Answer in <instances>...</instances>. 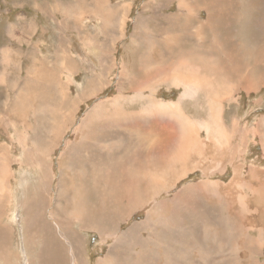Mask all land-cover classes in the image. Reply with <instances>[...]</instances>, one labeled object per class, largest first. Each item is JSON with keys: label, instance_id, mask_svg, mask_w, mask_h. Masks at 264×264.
<instances>
[{"label": "rangeland", "instance_id": "1", "mask_svg": "<svg viewBox=\"0 0 264 264\" xmlns=\"http://www.w3.org/2000/svg\"><path fill=\"white\" fill-rule=\"evenodd\" d=\"M71 1L74 0H0V50H2L3 48H7L10 51L9 52L10 56L7 58L8 62H5V59L0 60L1 61L0 70L8 67L9 69L7 68V70L10 73L9 77H7L8 79L5 82L0 83L1 113H3V109H2L3 104L7 100L6 95L10 94L11 97L14 99L18 95V90H11V91L9 90L11 86V81L19 80V78L22 77L24 78L25 75L27 77L29 72L31 71L36 72V74H40V71H38V69H36V66L32 63V61L37 58L36 56L40 58L48 56V59H41L37 62V64L38 65L48 64V68H51L52 71L59 72L61 69L60 66L67 64V61L65 60L63 61L57 56H59V54L61 53H64V51H67V49H69L72 45H74V43L76 48L73 49L74 52H78L79 54H82L84 57L85 55L90 56L91 55L90 52L93 49L91 43L92 37L98 36L102 41L106 42L108 35L112 33L113 42L111 45L113 46L114 49L115 47H117L115 51L113 49L114 60L110 61V63L112 64H109V66L106 65L107 66L106 68L100 67L99 66L100 63H98L99 61L97 60L93 61L90 59V57L84 58V60L85 59L86 60L83 62L85 65L88 66V68L90 67L89 70L92 69L97 74L98 72L99 73L108 72L106 74V83L103 84L102 82H98L99 85L97 83V87L99 89L104 88L103 89L104 93L99 94L98 97L88 98V100L82 104L76 116V121L74 126H72L70 130H68V133H66L67 135L64 136L65 138L63 143L55 152L54 155L55 161H54L53 169L56 175L54 177V180L53 177L50 180V182L54 186V187L52 186L53 192L52 193L48 192V194H46L47 196L45 195V197H47L48 200H50L49 196L50 198L52 197L51 198L52 200L53 199L54 200L51 202V204L45 203V207H44L45 209L47 208L46 214L49 216L50 220H51L50 214L55 212L54 209H52L53 204H55V201L58 198L68 199V197L66 196L65 197L63 195L60 196L59 195L60 193L56 187L58 182L62 179L63 176V175L60 176L59 168L63 166L61 161L62 158L61 152L66 149L67 147L66 144L69 143L70 145L74 140H77L79 142L83 141L84 138H80L81 136L86 137V140L89 141V139L91 140V137H95L96 135L99 137L107 134L106 130L111 126L110 124L113 123L112 116L115 114L117 117H119L120 115L114 113V107L111 105L110 102L109 103L105 102L107 103V106L103 102L108 97L118 95L119 90L117 89L120 83L122 82L120 80V76H121V72H123L122 67L125 64L130 63L131 65H134L136 69H138L136 74H138L139 76H141L139 73H143L144 69L141 70L142 68L149 69L150 72L151 67L149 66H154V67L156 66L154 62H147V59L149 58L151 52V44L153 41V36L150 39L145 35V31L154 34L157 33L160 39H162L163 36L170 40L176 39L178 41V48L175 51V53L184 55V59L182 60L181 63L193 64L192 66L196 71H200L201 70L200 68L203 67V62L201 60L194 61L193 59V56L197 53V51L186 49L192 46L194 43L193 40H190L191 37L189 36V32L181 29L180 20L178 21V19H176L175 21L176 23H174L172 27L169 29H167V25L165 23L166 20H164L165 22L163 21L164 27L163 25H160L159 15L161 13L164 14V17L169 15L170 16L172 15L171 17H173V15H178L177 13H179V10L177 8L179 5V1L177 0H108L107 3L109 4V6H114L117 4L127 5L126 9H124L122 12V16L125 17V28L122 30V32H119L117 29L111 30L110 27H106L104 29L105 13L104 11L99 10V3L105 0H99V2H97V0H79L83 2L82 9L77 10L75 13L70 12L69 15L71 17L78 18L79 24H81V26L79 25V27H76L75 25H71L65 29L58 28V23H63L65 17H64V13L62 11H59L58 8H56L57 4L66 6L67 4H70ZM201 1L203 3L199 4L198 7L196 6L198 11L200 9L203 10V8L206 6V9L212 14L215 13L217 14V12H219L217 15L223 14L224 11L220 9V7L217 8L218 10H215L214 8V11L210 9L209 2L215 4V2L218 1L219 2L217 4L220 3L219 5H224L225 3V5H228V7L230 6L234 10L233 14L235 16L233 14L227 17L221 15L218 18L219 20L216 18L217 23L220 26L215 25V28L216 27L217 29L219 28L218 32L221 35L224 46L228 44V46H230V49L236 47V45L238 46L236 47V49L239 52H241L239 61L242 64L244 74H246L247 72L249 73L246 74L248 75L249 78H247L242 83H240L238 80H232L226 83V81L222 76L220 77L216 76L219 73L216 72V68L214 69L212 68L213 65L212 64L211 66L205 68L206 71L209 69H212L213 71L210 73V76L212 75L211 76L212 79L207 77V81H205L207 85H210V88H208L209 89L208 93L209 92L210 93L209 95H207V97L204 91L201 89H200L201 91L199 90L200 92H197L192 96H183L184 94L183 92L185 91L184 87L178 86L179 84L174 83L173 81L159 86L158 87L159 89L157 88L158 99H162L165 102L178 101L182 98L181 99L182 103L186 102L185 104L183 103V106L186 109V111H188V113L184 112L185 115L190 114L191 118L196 121L202 119L203 117H206V115L209 112H211V108L209 107L208 104L211 102L212 99L214 103V107L217 108V109L215 108L216 110L212 112H214V114H216V117L219 118L218 121L215 122L216 118L213 116L211 117L214 122L213 126L215 125L217 127L218 125V127L217 128L215 127V129H217L215 130L216 132H214V134L212 133L211 137H208L206 135L207 132L202 127V125L201 124L196 125L199 128L198 131H199L200 139L203 141V143H212L214 144L213 145L214 147L218 146L220 150H226L229 145H234L231 146V148L235 147L233 153L234 155L232 154L224 158H216L212 156L211 153L208 152V154L207 153L202 154L201 156L199 154H193L197 160L194 157H192L193 159L191 158V160L189 159V162L187 161V163H190V165H193L194 163V165L197 164L198 166L194 167L193 170L189 169V173L187 174L189 175V177H187L186 175L184 178L179 179L177 181L180 182L175 188V193L178 192L179 190H182L186 186V184L200 185L203 188V190L197 194L198 199L196 200L197 202H195L194 205L181 206L183 210L188 209L187 215L183 216V214H180V212H177L178 214L176 213L170 214L169 223L171 226H174V230L178 238V240H176L175 242L177 245L173 250V254L169 257L166 256L163 253V249H161L162 252L159 254V258H160L159 263L161 262L160 264H167L166 261L168 259L169 260L172 259L178 264H184L186 261H190L192 262V264L197 262L198 264H212V261L214 262L213 264H222L223 262H228L230 264H264V228L262 227L264 226V221L262 218L264 216V207H262L260 204H259L260 206L255 205V203L253 204V201L250 205V199L252 194H251V190L249 189L251 183L253 184L255 183L254 186H257V188L258 186H260V184H258V182L255 180L259 175L261 177L260 180L264 181V72H263L264 51H262L264 50V45H263L264 44V0H221V1L198 0L197 3H201ZM197 3L194 0L193 1L184 0L183 2L184 12L188 13L191 11L189 16L192 17V27H194L191 30L192 32L198 30L197 27L198 22L194 20L196 18L195 14H197V12L193 11ZM220 11H222V13H220ZM138 13L141 14V18ZM203 16H204L203 19L205 20L207 18L205 12H203ZM71 17L66 19L70 21L69 22L70 24H73V22L74 21L76 22L77 19H73ZM137 17H139L140 20ZM135 19L137 21H135ZM157 24L160 26V28L159 27L157 28L156 26ZM137 25H141V27H145V28L140 29L135 35V29ZM12 31L15 32L14 36L11 35ZM205 31H209V30H205ZM124 32H125L124 35L125 37L120 38L119 35ZM212 33L213 32L211 31L205 32V38H208L206 39V41H208V44L210 43L209 39ZM209 35L210 37H208ZM131 37H137L136 43L130 39ZM65 38L68 39L69 43H67ZM114 39L116 41H114ZM81 43L83 47L81 46ZM195 46L199 48L197 45ZM79 47H81V50ZM240 50H242L243 52ZM10 57L12 60L10 59ZM157 57L158 55L155 56V60L158 61L159 57L158 58ZM260 57H262L263 60L259 63L258 60L261 59ZM138 58L140 62L137 61ZM113 62H115V64ZM14 63L15 65H13ZM27 64H29L30 67L28 70H27L28 67ZM32 64L34 66H31ZM111 65L112 68H110ZM76 71H78V69ZM79 71L80 73H78L75 77L72 76L70 72H68L67 75L65 74L66 76L65 75L63 76L62 74V78L63 77L64 79L67 78L69 82L70 90L71 93L73 94V97H76L78 93L83 90L87 82L88 74H86V71L84 69ZM36 74L32 73L33 76L30 75V78H35ZM56 77L60 78L58 74H56ZM220 82H222V84H220ZM259 84L262 86V88L260 87ZM252 86L254 89L252 88ZM105 87H109V88H105ZM223 87L225 88V90L223 91L222 89L221 91V88ZM216 89H218L220 92ZM146 93H148V90ZM182 96L184 97V99H186L185 101ZM228 97L229 98L232 97V98L228 99ZM12 103L13 102H11L10 104ZM100 103L102 105L100 106L101 112L100 111L96 112L94 114L95 121H91L95 123V126H90L89 128L86 127L85 128L86 130L83 129V131H81L80 133H75L74 132L75 128L78 127L80 124L83 125L82 119L85 116V114L90 112L93 108L99 109ZM141 107H142V103L134 102V103H128V105H126L124 109H126L127 112H129V111L140 110ZM107 108H110L112 111L107 112L106 111ZM219 110H220V114L218 113L217 115V111ZM104 112L106 114H104ZM154 117H155L154 115L152 117L150 116V118L148 117L145 120V122L143 120L144 123L142 122L143 123L142 127L144 128L145 126L144 130L148 134L147 137L144 139V141L141 136L143 133L140 130V128H136V127L132 128V131L138 130V132L136 133V137L139 138L138 141L142 144H148V143L151 144L152 139H157L154 138V136H151L150 133L148 132L149 130L151 131V120L152 122L156 121L155 119H152ZM164 119L166 120L165 122H167L166 125L169 123L167 125L168 131L166 132V136H169L170 138H174L172 134H176L177 138H179L181 134L180 133L181 130L179 128L175 130L176 125L171 120L168 119V116H165ZM103 120H105L106 122H104ZM34 121L35 119L31 117L29 121L30 129L35 124H37V122L35 121L34 123ZM98 124L100 125V127ZM38 125L43 127V123H38ZM85 125H89V122L86 123ZM1 128L2 126H0V132L1 130L3 131L5 130ZM168 128L171 130H169ZM30 129L27 128L28 134H30V136L33 137L34 132H32ZM88 130L90 131L89 133H87ZM114 130L117 129L115 128ZM11 131L13 132V129H11ZM160 131L162 130L158 126L157 132ZM39 132H43V131H39ZM168 132H171L172 134H168ZM1 134L2 132L0 133V135ZM158 134L159 133H157V137ZM148 136L150 137L148 138ZM116 137H121V136L119 134L112 135L111 139L112 138L115 139H112L111 142L113 141L120 142L122 145L128 143L129 138L126 135L122 136L121 138H116ZM7 141L8 140L6 139V137L3 136V139L0 141V145L3 144V142L6 143ZM14 143H15L14 145L12 144L10 145V147L12 148L11 149L12 156L14 157L21 156L22 150L19 147L18 142L15 140ZM39 144L41 145V140L34 139L32 146H30L31 149L30 160L32 153L37 150ZM71 145H76V147L78 148V144H71ZM91 145L92 143L86 144V146H91ZM32 147L34 148L33 150L35 151H32ZM1 148L2 145L0 146V150ZM207 148L208 149L211 148V144H209ZM87 151L89 152V150L86 151L80 150L79 153L81 152L80 153L81 155L87 154ZM73 156L74 155L69 156L67 162L75 163V165L71 166L72 168H75L76 166L79 168L80 166L78 165V161L80 162L84 161L83 156L77 161L72 160ZM102 167L112 168V166L111 167L102 166ZM178 167L179 166H177V168ZM12 169L14 170V175H12L13 172L12 174L10 173V177L8 179V182L11 183V191H8L6 195L0 191V198L2 201L1 204H4V206L1 208L3 214L2 213L0 214V216L2 217L1 220L2 222H0V231L2 232V233L0 232V245H1L0 264H29V262L31 264H40L38 259L40 260L41 257L40 246L42 241L40 240L42 239L38 235L32 234L33 232L29 229V224L27 221V212L29 213V210H31V206H32L31 204L33 203V200L36 199L34 190L36 191V194L37 193L39 194V188H40L39 184L41 182L38 179V173L35 170H33L31 166L28 167V165L23 164L20 165L19 167V164L15 163ZM87 171L90 172L91 169L88 168ZM214 184L218 185L217 188L210 186ZM32 188H34V190ZM257 188H256V193L254 195L255 199H259L260 196L263 197L264 195V190L260 191ZM204 193L206 196L204 195ZM166 195L167 194H163L160 197H158L156 200L159 201L165 200L168 198V196ZM5 196H7V198ZM45 197H40V198H42V200L47 202V199ZM81 197L82 196H80V199ZM23 207H25L26 210H24ZM149 207L150 206H146L142 210L138 211L137 212L138 214L136 213L134 216H131V219L128 221V223H122V227L127 228L135 221L144 219L146 217ZM4 208L6 209L4 210ZM79 209L80 206L76 208V211L72 214L69 220L64 221L65 223L63 222L61 226L59 223H57L56 226H53V228L57 227L58 230L63 229V231H65L64 237H62L63 239L67 238V233H68V237L76 247L75 250L76 255L78 257L80 256V263L84 264L83 262L84 257H86L87 259H89L87 264L89 263L97 264L96 260L100 256L101 249L104 248L105 250L108 244L107 243L103 244L104 243L103 241L101 244L99 235L93 232L92 230H90L89 228H86L87 223H84L81 220H77L78 219L77 216H79L78 215ZM25 220L27 221V223L25 222ZM204 228H207L206 231L208 233L206 232V235H208V239L207 237H204L205 231L202 232ZM213 232H217L220 234L216 238V240L212 238ZM27 233L29 234L27 235ZM160 236L157 237L159 241L162 240L163 242H166L168 240L166 234H161ZM254 238L259 239L258 244L256 243V241L255 243L251 241L254 240ZM182 241H184V243H182ZM35 242L36 243L39 242L40 244L38 243L36 245ZM186 244H189V246H193V247L200 245L203 251L202 254L198 253L196 248L192 250L189 249V251H184ZM205 244H207L208 246ZM132 248L133 246H131L129 249L131 252L133 251ZM237 248L239 249V251ZM138 250L139 248L134 249V251H138ZM126 252L127 250L120 248L119 250H117V254H116L117 258L121 256L122 258H124ZM138 261L141 260L135 257L133 261H131L130 263H123V264H137L136 262ZM68 262L69 263L67 264H71L69 256H68ZM157 262L158 260L155 261L156 264ZM120 263H121L120 261L117 262V264ZM145 263L147 264L146 259H145Z\"/></svg>", "mask_w": 264, "mask_h": 264}, {"label": "bare ground", "instance_id": "2", "mask_svg": "<svg viewBox=\"0 0 264 264\" xmlns=\"http://www.w3.org/2000/svg\"><path fill=\"white\" fill-rule=\"evenodd\" d=\"M177 1H179V5L177 8L179 10V13H177L178 15H173V17H171L172 15L171 16L169 15L164 17V14L161 13L159 15L160 25H163L164 27L163 21L166 20V22L165 21L164 22L167 25V29H169L172 27L174 23H176L175 22L176 19H178V21L180 20L181 29L189 32V36L191 37L190 40H193L194 43L192 46L186 49L197 51V53L193 56V59L194 61L201 60L203 62V67L200 68L201 69L200 71H196L192 66L193 64L181 63L182 60L184 59V55L175 53V51L178 48V41L176 39L170 40L168 38H165L164 36L162 39H160L157 33L154 34L145 31V35L150 39L153 36V41L151 40L152 41L151 52L147 60L149 62H154L156 66L155 67L149 66L151 67L150 72L149 69L142 68L141 70L144 69L143 73H139L141 75L139 76L138 74H136L138 69H136L134 65H131L130 63L125 64L122 67L123 72H121V76H120V80L123 83L121 82L117 89L119 90L118 95L108 97L103 102L104 104H106V106L107 103L105 102L108 103L110 102L111 105L114 107V113L120 115L119 117H117L115 114L112 116L113 123L110 124L111 125L110 127L108 126L109 128L106 130L107 134L99 137L96 135L95 137H91V140L89 139V141L86 140V137L81 136L80 138H84L83 141L79 142L77 140H74L71 143V144H78V148L76 147V145H71V144L69 145V143H67L66 149L64 151L61 150L63 152V153L61 152V156H62L61 161L63 166L61 165L62 168L60 167L59 171H60V176L63 175L64 177L62 176V179L58 182L56 187L60 193L58 194L60 196L63 195L64 197L66 196L68 197V199H64L62 197L63 199L58 198L55 201V204H53V208H52L54 209L55 212L53 211L54 213L50 214L51 220L49 219V216L46 214L47 208L45 209L44 207H45V203L51 204V202L54 200V199L52 200L51 199L52 197L50 198V196H49L50 200H48L47 197H45V195L48 194V192L49 193L53 192L52 191L53 185L50 182V180L52 179V177L54 180V177L56 175L53 169L54 161H55L54 160L55 152L63 143L64 136L67 135L66 133H68V130H70V128L74 126L76 121V116L82 104L85 101H87L88 98L98 97L99 94L104 93L103 92L104 88L99 89L97 87V83L102 82L103 84H105L106 74L108 72H102V73L98 72L97 74L94 70L92 69L89 70L90 67L88 68V66L85 65L83 62L86 60V59L84 60V58L90 57V59L93 61L97 60L99 61L98 63H100L99 65L100 67L106 68L107 66H109V64H112L110 63V61L114 60L113 53L117 47H115V49L113 48L112 45H110L109 47H103L102 45L103 41L98 36L92 37L91 43L93 49L90 52L91 53L90 56L85 55L84 57L82 54H79L78 52H74L73 49H76L75 43L69 49H67V51H64V53H61L59 54V56H57L61 60L63 61L65 60L69 62L68 64L60 67L61 68L59 71L60 74L57 71L56 72L52 71L51 68L37 65L36 63L42 58L36 56L37 58L33 60L32 63L36 66V69L40 71V74H36V72H32L30 70L31 72H29L27 77L25 75L24 78L22 77L19 78V80L11 81V86L9 90L10 91L18 90V95L16 100H14L10 94H7L6 95L7 100L6 102H4L2 107L3 113H1V109H0V126H2L1 129H5L4 131L1 130L2 134L0 135V141L3 139V136H5L6 139L8 140L6 143L3 142V144H1L2 148L0 150V191L3 192L5 195L6 193H8V191H11V183L8 182V179L10 177V173L12 174L13 172L12 175H14V170L12 169V167L15 163L19 164V167L20 165L23 164L28 165V167L31 166L32 169L38 173V179L41 182L39 184L40 185L39 194L38 193L36 194V191L34 190V188H32L34 190L36 199L33 200V203L31 204L32 205L31 210H29V213L27 212V221L29 224V229L33 232L32 234L38 235L42 239L40 240L42 241L40 246L41 257L39 256L40 260L38 259L40 264H67L69 263L68 256L70 257L71 264H82L80 263V256L78 257L76 255V251H75L76 247L68 237V233H67V238L63 239L62 237H64L65 231H63V229L58 230L57 227L53 228V226H56L57 223H59L61 226V224L64 221L69 220L72 214L76 211V208H78L79 206L80 209L78 214L79 216H77L78 217L77 220H81L84 223H87L86 228H89L90 230H92L93 232L99 235L101 244L102 241L104 242L103 244L105 243L108 244L105 250L104 248L101 249L100 256L96 260L97 264H117L118 261L121 262L120 264L130 263L131 261H133L135 257L141 260L136 262L137 264H146L145 259L147 260V264H156L155 261L157 260H158L157 264H160L161 262L159 263V259H160L159 254L162 252L161 249H163V253L169 257L173 254V250L177 245L175 242L176 240H178V238L174 230V226H171L169 223L170 214L171 213L178 214L177 212H180V214H183V216L187 215L188 209L183 210L181 206L194 205V203L197 202L196 200L198 199L197 194L203 190V188L200 185L186 184V186L182 190H179L178 192L175 193V188L180 182L177 181L179 179L184 178L189 173V169L193 170L194 167L198 166L197 164L194 165V163L193 165H190V163H187V161L189 162V159L191 160V158L194 157L193 154H199L201 156L202 154H206V153L208 154L209 152L212 154V156L216 158H224L234 153L235 147L231 148V146L234 145H229L226 150H220L218 146L214 147L213 146L214 144L212 143H203V141L200 139L199 131H198L199 128L196 125L201 124L202 127L207 132L206 135L208 137H211V134L212 133L214 134V132H216L215 130H217L215 129L216 126L215 125L213 126L214 122L211 116L216 118L215 122L218 121L219 117H216V114L212 112L217 109L216 107H214V103L212 99L211 102L208 104L209 107L211 108V112H209L206 115V117H203L198 121L193 120L190 114L185 115L184 112L188 113V111H186V109L183 106L184 102L182 103L181 100L182 98L178 101H167V102L163 101L162 99H158L157 88L161 85H164L165 83H169L172 81L174 83L179 84L178 86L184 87L185 91L183 92L184 93L183 96H192L197 92L203 90L207 97V95H209L210 93V92L208 93L209 91L208 88H210V85H207L205 81H207V77L212 79L211 77L212 75L210 76V73L213 71L212 69L209 68H208L209 70L206 71L205 68L211 66L212 64H213L212 68L213 69L216 68V72L220 74L216 76L219 77L222 76L226 81V83L232 80H238L240 83H242L247 78H249L248 75H246L248 72L244 74L242 64L239 61L241 52H239L236 49V47L238 46L236 45V47H234L233 45L234 48L231 49L230 46H228V44L224 46L221 35L218 32L219 28L218 29L217 27L215 28V25L216 26L219 25L217 23V19L219 18V16L221 15L226 17L231 16L234 10L230 6L228 7V5H225V3L224 5H219L220 3L217 4L219 1L215 2V4L207 1L209 2V6L210 9H212V11H214V8L215 10H218L217 8L220 7V9L224 11V13L220 15H217L219 12H217V14L216 13L212 14L206 9V6L203 8V10L200 9L198 11L196 6L198 7V5L202 4L203 2L201 1V3H197L198 0H194L197 4L195 5L193 11L197 12V14H195L196 18L193 19L198 22L197 24L198 30L192 32L191 30L194 27H192V17L189 16L191 11L185 13L183 8L184 0H177ZM116 6L119 9L121 8V5L117 4ZM67 12L70 13L71 8L67 7ZM203 12L206 13V17H207L205 20L203 19L204 18ZM220 13H222V11H220ZM139 15L141 18V14ZM137 18L139 19V17ZM124 19L125 18L122 16V14H120L118 20L116 21L115 30L117 29L119 31L121 28L124 29L125 27ZM135 21L137 20L135 19ZM158 24L156 26L157 28L158 27L160 28ZM111 25L109 27H111ZM142 28L145 27H141V25H137L135 29V35ZM205 30H209L213 32L211 37L210 35L208 36L210 37L209 44L208 41H206V39L208 38H205V32H209V31H205ZM11 35L14 36L15 32L12 31ZM124 35L125 32L121 33L119 36L120 38H123L125 37ZM112 37L113 35L108 38L110 40V44H112L113 42ZM65 39L67 43H69L68 39L67 38ZM130 39L135 43L137 41L136 40L137 37H131ZM114 41L116 40L114 39ZM195 45H197L199 48H197ZM79 48L81 50V47ZM9 52L10 51L7 48H3L2 50H0V60L5 59V62H8L7 58L10 56ZM156 55H158L159 57L158 61L155 60ZM43 58H48V56ZM260 58L261 59L258 60L259 63L263 60L262 57ZM137 61L140 62L139 58L137 59ZM113 63L115 64V62ZM33 64L31 66H34ZM13 65H15V63ZM27 65H28L27 67L28 70L30 67L29 64ZM7 68L0 70V83L5 82L8 79L7 77H9L10 73L8 72ZM110 68H112V65ZM77 69L78 71H76ZM82 69H84L86 71V74H88L86 86L83 88L81 92L78 93L76 97H73V94L71 93L70 90L69 82L67 78L66 79H64V77L62 78V74L64 76L65 74L67 75L68 72H70L72 76L75 77L78 73H80L79 70ZM32 73L36 74L35 78H30V75H32ZM56 74H58L60 78H57ZM126 78L129 80H127ZM220 84H222V82H220ZM109 87H105V88H109ZM260 87L262 88L261 85ZM222 89L223 91L225 90L224 87L221 88V91ZM147 90L148 93H146ZM231 98L228 97V99ZM9 100L15 102L13 106L7 104ZM29 100H33L36 103V108L34 109L33 114L37 124H35L31 129L27 124V121L30 119L27 110V105ZM185 100L186 99H184V101ZM134 102L142 103L141 109L137 111L127 112V110L124 109V107L128 105V103H134ZM100 106H102L101 103L99 104V109L93 108L90 112L85 114V116L82 119L83 125L80 124L78 127H76L74 130L75 133H80L86 127L89 128L90 126H95V123L91 121H95L94 114L96 112L98 111L101 112ZM106 111L108 112L112 110L110 108H107ZM105 112L104 114H106ZM218 113L220 114V110L217 111V115ZM122 114L125 116V118ZM153 115L155 117L152 119H155L156 121L152 122L151 120V131L150 130L147 131L150 133L151 136H154V138L157 139H153L151 144L150 143L142 144L138 141L139 138L136 137V133L138 132V130L132 131V128L135 127L140 128V130L143 133L141 136L144 141V139L147 137L148 134L144 130L145 126L144 128L142 127L143 123L148 117L150 118V116L152 117ZM165 116H168V119L171 120L176 125L175 130L177 128L181 130L180 137L178 136L179 138H177L176 134H172L171 132H168V134H172L174 138H170L169 136H166V132L168 131L167 125L169 123L166 125L167 122H165L166 121L164 119ZM103 121L106 122L105 120ZM88 122L89 125H85ZM38 123H43V127L39 126ZM158 126L159 128H161L162 131L157 132ZM27 128L30 129L32 132H34L33 137L30 136V134H28ZM115 128L117 130H114ZM11 129H13V132L11 131ZM89 130L88 133L90 132ZM39 131H43V132H39ZM157 133H159L158 137H157ZM115 134H119L121 137L126 135L129 138L128 143L124 145L119 144L117 146L112 145L113 143H115V141L111 142V140L115 138L111 139V136ZM121 137H116V138H121ZM149 137L150 136H148V138ZM33 138L35 140L40 139L41 145L39 144V147H37L36 151L33 150L34 148L32 147V151L35 152L32 153L30 160V155H31L30 146H32L33 144L34 141ZM176 138L179 139L180 141L177 140ZM15 140L18 142L19 147L22 150L21 156H16V157L12 156L11 153L12 148L10 147V145L11 144L14 145ZM88 143H92V145L86 146V144ZM209 144H211V148L208 149L207 146ZM80 150H85V151L89 150V152L87 151V154L81 155L80 154L81 152L79 153ZM71 155H74L72 157V160H76V161L82 158L83 156L84 161L81 162L78 161V165L80 166L79 168L77 166L75 168H72L71 166L75 165V163L67 162L68 157ZM102 166H108V167L112 166V168H103ZM177 166L179 167L177 168ZM88 168L91 169L90 172L87 171ZM187 177H189V175H187ZM260 178L261 177L259 175L257 179H255L258 182V184H260L258 188L257 186H254L255 183L254 184L251 183L249 186V189L251 190V194H252L250 199V205L253 201V204L254 203L255 205L260 204L262 207H264V195L263 197L260 196L259 199L254 198V195L256 193V188L260 191L264 190V181L260 180ZM210 186L217 188L218 185L214 184ZM163 194H167L166 196H168V198L160 201L156 200L158 197H160ZM80 196H82L81 199ZM5 197L7 198V196ZM40 197H45L47 199V202L42 200V198ZM1 203L2 201L0 198V214L2 213L1 208L4 206V204ZM146 206H150V207L144 219L135 221L127 228L122 227V223H128V221L131 219V216H134L138 211L142 210ZM23 208L24 210H26L25 207ZM5 209L6 208H4V210ZM262 218L264 221V216ZM1 220L2 217L0 216V222H2ZM27 221L25 220L26 223ZM262 227L264 228V226ZM206 229L207 228H204L202 232L205 231L204 237H207L208 239V235H206L207 232ZM28 234L29 233H27V235ZM161 234H166L168 238L166 242H163L162 240L159 241L157 239V237L160 236ZM219 235H220L219 233L213 232L212 238L216 240V238ZM251 241L253 243H255L256 241V243L258 244L259 239L254 238V240ZM38 243L35 242L36 245ZM182 243H184V241H182ZM186 245L184 251H189V249L192 250L196 248L198 253L202 254L203 252L202 247L200 245L196 247L189 246V244ZM131 246H133L132 252L129 250ZM120 248L127 250L124 257L125 259L122 258L121 255H120L121 257L118 256L119 258H117L116 256L117 250H119ZM138 248H139L138 251H134V249H138ZM88 261L89 259L84 257V261H83L84 264H87ZM166 262L167 264H178L172 259L170 260L168 259ZM213 263L214 262L212 261V264ZM29 264L31 263L29 262ZM184 264H192V262L186 261ZM194 264H198V262ZM222 264H230V263L223 262Z\"/></svg>", "mask_w": 264, "mask_h": 264}, {"label": "crops", "instance_id": "3", "mask_svg": "<svg viewBox=\"0 0 264 264\" xmlns=\"http://www.w3.org/2000/svg\"><path fill=\"white\" fill-rule=\"evenodd\" d=\"M97 2H99V0H97ZM108 2V0H105V1H102V2H100L99 3V10L100 11H104V20H105V23H104V29L106 28V27H109L111 24V27H110V29L111 30H115V27H116V21L118 20V18H119V15L120 14H122V12H123V10L124 9H126V6L127 5H122V4H120L121 5V8L119 9L116 5H114V6H109V4L107 3ZM82 5H83V2L82 1H79V0H74V1H71V3L70 4H67L66 6H63V5H58L57 4V7L56 8H58V10L59 11H62L63 13H64V17H65V20L63 21V23H58V28H60V29H65V28H67V27H69V26H71V25H75L76 27H79V25L81 26V24H79V20H78V18H76V17H71L69 14L70 13H68L67 12V7H69V8H71V12H76L77 10H81L82 9ZM102 6V7H101ZM69 17H71V18H73V19H77V21L75 22H73V24H70L69 22V20L68 19H66V18H69ZM125 18V17H124ZM125 20V19H124ZM125 28V27H124ZM122 30H123V28H121L120 30H119V32H122ZM113 34L112 33H110L109 35H108V37H107V41L106 42H104L103 41V47H109L111 44H110V40L108 39L109 37H111ZM101 36V35H100ZM42 59H48V58H42ZM41 60V59H40ZM147 62H149L148 60H147ZM69 62L67 61V64H68ZM37 64V63H36ZM38 65V64H37ZM66 65V64H65ZM41 66H44V67H48V64H46V65H41ZM63 65H61L60 67H62ZM16 98H17V96H16ZM16 98L14 99V100H16ZM11 102H13L12 104H10ZM14 101H12V100H9L8 102H7V104H9L10 106H13L14 105ZM36 108V103L33 101V100H29V102H28V105H27V110H28V114H29V118L31 119V117L32 118H34L35 119V117H34V114H33V111H34V109ZM30 119L27 121V124L29 125V121H30ZM88 133V132H87ZM86 133V134H87ZM65 138V137H64ZM153 140V139H152ZM94 144V143H93ZM119 144H121L120 142H115V143H113L112 145H114V146H117V145H119ZM62 168V167H61Z\"/></svg>", "mask_w": 264, "mask_h": 264}]
</instances>
